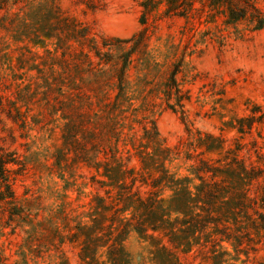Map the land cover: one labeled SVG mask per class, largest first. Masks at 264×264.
Here are the masks:
<instances>
[{
  "label": "rangeland",
  "instance_id": "374dc122",
  "mask_svg": "<svg viewBox=\"0 0 264 264\" xmlns=\"http://www.w3.org/2000/svg\"><path fill=\"white\" fill-rule=\"evenodd\" d=\"M255 1L264 10V0ZM55 2L62 16L90 28V36L97 37L113 62L105 64L91 52L90 65L80 52L88 50L90 42H79L66 32L61 37L72 48L65 56L62 48L54 49V40L47 39L49 53L28 39L15 40L3 25L20 23L18 8L0 10V86L18 101L22 114L14 121L6 105L0 110V144L18 159L10 165L15 199L0 200V264H89L90 258L82 255L85 248L93 255L91 262L110 264L108 247L115 240L122 247L121 264H157L155 249L169 239L163 230L154 232L159 236L156 244L148 236L151 230L141 234L133 228L132 208L118 212L122 219L113 215L136 186L142 195L146 191L144 196L155 189H161L163 198L172 195L163 184L151 186L157 170L142 183L148 170L142 168L143 153L153 151L144 128L152 131L156 122L162 146L173 150L161 165L179 177L189 176L192 190L201 183L191 168L194 155L204 148L194 150L190 144L198 131L223 140L222 148L204 154L214 163L226 164L233 155L227 151L234 150L246 164L264 166L257 157L264 153V28L254 29L248 19L227 22L222 6L210 0H179L175 10L168 9L166 0ZM103 37L114 44L112 49L103 46ZM25 43L31 52L20 47ZM126 59L120 90L116 72ZM172 71L187 97L185 118L175 96L168 100L164 94ZM117 94L119 103L113 104ZM252 115V130L239 133L238 120ZM114 157L134 168L138 178L134 186L126 178L124 189L111 190L114 200L121 197L116 206L108 205L113 198L98 182L107 179L103 167L98 171L87 165L100 159L114 165ZM102 199L109 209H96ZM176 215L171 214L172 222ZM249 229L252 239L244 236L235 248L230 241H207L220 236L208 224V233H200L201 245L194 244L188 253L182 246L173 248V260L264 264V229L260 234Z\"/></svg>",
  "mask_w": 264,
  "mask_h": 264
},
{
  "label": "trees",
  "instance_id": "16d2710c",
  "mask_svg": "<svg viewBox=\"0 0 264 264\" xmlns=\"http://www.w3.org/2000/svg\"><path fill=\"white\" fill-rule=\"evenodd\" d=\"M166 2L169 10H175L179 0H166ZM210 4L217 7L222 6L227 22L248 19L253 23L254 29L261 30L264 28V10L260 8L255 0H210ZM14 6L18 8L17 15L21 19L20 23L14 25V23L9 22L8 26L4 24L3 27L12 32L15 40L24 42L28 39L29 42L45 47L48 45L47 39L54 40L56 45L54 49L57 51L58 48H62L61 52L65 56L72 48V44L64 42L61 37V33L66 32L79 42H82V39L90 42L88 50H80L90 65L94 63L90 56L91 52L105 64L113 62L111 56L105 57L106 51L101 50L97 37L95 35L90 36V28L87 25L70 20L67 15L62 16L60 13L61 8L55 0H0V10L8 11ZM145 7L147 6L145 5ZM142 22H144L143 19ZM116 39L120 41L119 38ZM102 40L103 46L112 49L114 44L108 42L110 40L104 37ZM20 47L31 52L28 43ZM45 50L48 53L50 52L48 47ZM19 61L20 55L18 56ZM127 65L128 59L124 60L121 68L116 72L120 90L123 88ZM3 91L5 90L0 86V110L3 111L6 105L8 117L17 121L18 117L22 115L17 106L18 101H13ZM164 94L168 100L173 95L175 96L176 103L181 106V112L183 118H185L183 99L187 97L181 94V89L175 78V71L171 72L169 82L165 83ZM118 96L119 94H117L113 104L119 103ZM107 100L110 101L109 96ZM169 104L173 110H176L175 104ZM14 112L15 114H13ZM251 117L250 120L249 117L238 120L237 130L239 133L244 134L252 130L253 122L256 119H254V115ZM152 123V131L144 128L145 137H147L148 143L153 145V151L143 153L142 168L148 169L146 172L148 175L143 174L142 183L147 184L148 176H151L150 171L157 170L160 173L152 177L151 186L158 187V185L163 184V187L172 190V195L169 198H163L160 193L161 189H155L149 191L148 196H144L146 191L142 195L141 189L136 186V191L128 192L129 199L123 201L124 206L115 208L113 215L116 218L114 220L122 219L118 214L119 211L122 212L127 208H132L133 215L131 219L135 220L133 228L139 233L148 234V230H151L152 233H149L148 236L157 244L159 236L154 232L158 229L163 230L164 235L168 236L169 239L167 244L163 243L155 249L154 258L157 264H176L173 260V248L179 249L182 246V252L188 253L194 244L201 245L199 242L200 233L204 236L208 233L205 231L208 224H213L214 230L212 232L220 235L218 238L214 237L207 240L214 242L213 245L230 241L237 248L243 244L244 236H247L249 240L252 239L250 227L257 234H260L264 229V211L260 210L264 207V166L256 165L253 162L246 164L244 159H239L237 152L234 150L227 151L228 153L232 152L233 155L226 164L221 166L214 163L212 158H206L204 154L216 149L219 150L223 147L224 142L212 134L201 135L198 131L197 136L190 144L194 150L204 148L194 155L195 164L191 168L201 183L196 184L194 190H192V179L189 176L179 177L176 172L169 173L168 169L163 164L161 165L164 160L171 159L170 153L173 150L162 146L161 139L158 138L157 124L155 121ZM117 139L119 141L118 137ZM178 153L177 150L176 154ZM191 157L193 155L189 154L188 158ZM257 157L259 161L264 163V153L258 152ZM114 159L116 162L114 165L103 159L94 161V163L89 161L87 165L93 166L98 171L101 166L103 167L102 174L107 179H99L98 182L101 183L102 187L107 186L106 193L109 198H113V202L108 205L116 206L120 203L121 199L119 198L121 197H115L116 200H114L111 190L114 187L124 189L125 187L122 186L128 184L125 181L126 178H130V185L134 186L138 178L137 175H134V168H130L116 157ZM17 162L18 159L15 153L0 144V200L11 201L15 199L12 186L14 176L10 165ZM102 200L96 203V209H109L103 204L105 200ZM174 212L177 215L173 220L174 222H172L170 218ZM187 217H191V222ZM176 223L182 226H178ZM231 224L233 225L231 226ZM191 235L192 239L190 240ZM120 250H122V247L120 242L116 240L109 245L110 264H121L124 261ZM224 253H228L226 249ZM82 255L84 258L93 259V255L90 256V250L87 248L83 250ZM90 260L88 261L89 264H106L104 261L99 262V259L93 260V262Z\"/></svg>",
  "mask_w": 264,
  "mask_h": 264
}]
</instances>
